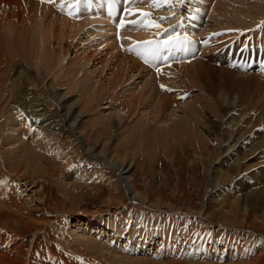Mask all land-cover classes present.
<instances>
[{"label": "bare ground", "instance_id": "bare-ground-1", "mask_svg": "<svg viewBox=\"0 0 264 264\" xmlns=\"http://www.w3.org/2000/svg\"><path fill=\"white\" fill-rule=\"evenodd\" d=\"M46 1L48 2L49 0H0V41L2 42L0 43V118L2 117L1 112L4 110L6 105L10 104V101L14 100L16 104L15 108L17 109L13 111L12 107L9 105V114L14 117L9 115L10 119L8 121L4 120L6 121L4 124L0 123V174H2L3 165L5 168V165L7 164L9 169L8 172L14 174V177H22L23 180H25L21 182L23 183L22 186H19V183L17 182V187H14V184V186L7 185L5 188L0 189V214L5 213V210L8 212L15 210L14 212L17 213V211L20 212L22 209H25L26 213H28L31 208V201L34 202L37 200L40 194V191L36 192L34 190L36 194L33 195V199L35 200L27 199L26 196L25 199L23 198L25 195H23V192L25 193L27 189L34 187V178L32 179L31 173H39V178L43 180H45V177L49 174L50 165L45 163V161L43 163L42 161L36 159V157L40 155L36 153L38 150L35 152V149H32L28 153L25 149L24 152L23 146L21 145V136L14 138L16 137L15 135H20V132L16 133L19 129H22L21 132L25 134L26 113L21 111V108L22 110H25V99H28V104L37 102L28 97V95L25 96V94H29L31 97L38 96L34 99H41V101L38 102L44 106L41 111L43 119L40 123L42 125L38 123L37 128L41 131V134L39 135V139L41 141L39 146H41L39 148L42 149L41 147H43V149H45L41 154H46L47 157L53 158L50 160H54V158L59 159L60 153L58 151L60 150V141L62 140L63 134H67L66 142L77 145V147L81 148V152L85 154V156L84 154L82 155L84 156V160L88 163V168L91 169L89 170L87 167H84L83 171L88 172L89 170L92 175L91 183H97L98 180L103 177H105L106 182L112 181L114 179V173H116L120 183L119 186L115 187L116 191L118 192L124 185V187H126L125 180H128V186L131 191L130 201H133V203L137 205L135 208L145 209V212H148L143 213L148 226L139 227L141 232L135 223H129L131 232L124 236L119 234V230H122V227H129L127 222H123V219H128L129 217H133L135 219L141 216V213L138 212L140 211L139 209H136L138 211H135L131 208L129 210H132L133 213L125 210L123 215L111 213V215L108 214L107 217L101 219H96L91 216L88 211H85L81 220H71L70 222L68 219L65 220L63 226L70 231V233L73 231L75 235L80 231V229L93 232V229L98 228L100 230L110 231L107 233L108 240L113 242L120 241L122 238L126 239L128 242H132V239H134L135 236H139L140 240L143 242L151 243L156 239V247L160 248L164 245L165 239L162 235L156 236L157 234H154V231L151 229V225H153V223L159 222L156 218L159 216V211L157 210L161 209L164 212L160 214V222L163 224L162 226L170 225L172 220L179 217L177 214L181 208H177L178 211H174L171 209L173 208L171 203L168 202L169 204L165 207L161 199L158 198L155 203H150L151 199L148 191L147 193L137 191L134 178L129 175L127 176L126 173H128L131 163H128L130 162L129 160H125L133 152H127L121 157V155L119 154V156L116 152L118 151L120 144L114 143V140L117 138H115L114 135L116 133L114 128L118 127L120 125L119 123L124 121L123 117L126 116V118L131 119L130 126H127V130L125 129L127 134L126 139L129 140L128 143L130 145L131 143L133 144V140L137 144L143 143L145 145V151L146 149L148 150L146 151V157L151 156L152 151L150 150H155V147L157 146L156 143L158 144L160 142L157 138H160L161 140L164 135V140H167V142H164V145H161V148H164L167 152L171 148H169V146H174L177 141L179 142L185 137L188 140L187 142H189L192 146L193 144H196V146L199 144L203 145V151L199 154V157L203 162V175L206 178L205 189L206 193H208L205 197V202L201 204L200 214H198L199 212L196 213L199 216L203 215V212L210 215V211L215 214L217 220L221 223L220 225H223L222 231L219 230V232H217L218 236H221L220 238H223L224 234H227L228 236V234L233 233V238L235 239L234 241L240 240L245 236V234L242 233L244 230H246V232L251 231L255 234L260 233L264 237V129H257L254 126L248 127L249 122H247L248 124L244 123V125L240 126V124L246 120V116H243L244 118L240 122H237V119L234 120L236 121V124L232 120L225 118L227 122L219 123L214 127L211 126L210 128L212 129L206 131L208 136L204 133L205 138H201L204 141L203 143L197 141L195 142L198 135H203L201 132L198 131L199 134H197V131H192L193 129L190 133H187L188 131L186 132V128H190L189 123H200L201 114L206 113L211 116L210 112L216 111V109L219 111V107H222V111L226 112L224 117L229 115L231 118L229 113L233 112L234 108H236L234 106L235 97L231 100L232 94L230 91H227L226 88L229 82L230 85L233 83V81H231L232 78L239 76H236L232 71L234 68L233 61L235 57H238L236 61L242 68L243 65L253 62L255 55V59H259L260 67L264 65V44L251 46L250 43L253 38L249 36V34H251L250 30L247 31L245 29L246 25L241 24L242 22H239V24L236 23V25L232 21L235 19V15H241V17L243 15V17L245 16V19L248 17V19L252 21L251 24L259 22L262 16H264V0H217L214 4L215 6L218 4L215 13L217 20L216 25L210 27V29L205 32V36L198 39V41L189 40V37L187 36L179 37V35L186 33L197 36V31L193 29L188 32L186 29L180 28L176 34L178 36L174 38L172 37L173 33L171 30L164 33H162L164 30L161 28H157L158 30L161 29L159 31H155L154 29L149 30L145 25H143V19L136 20L138 15L133 14L134 12L132 10L135 4L133 2L134 0H117L118 11L115 15H112L104 10L107 0H75L72 7L61 6V8H59V13L56 11V7L57 2L60 0H54L52 3H47ZM77 2L78 4L80 3V8L76 6ZM123 2L124 10L122 11L120 4ZM146 3H149V0L136 1L139 8H142V6ZM244 6L247 8V11H245ZM239 8H241L240 11H238ZM139 13H141V11H138V14ZM122 23L123 26H121ZM130 23L134 24L130 25ZM92 24L98 26L99 31H103L104 33V39L102 37L100 38V44L95 43L96 46L97 44H99V47L104 46V49L102 51L99 49H96L97 51L92 50L90 58L98 60V56L102 55L104 58L99 60V63L102 64L103 68L108 66V64L110 65V63L114 65L113 68H111L113 72L111 73L110 71L112 79L108 81V85L106 86H103L100 81H98V84H88L89 77L85 78L83 74L85 69L84 63H86V60H83L84 63H78V60L75 62V60L79 58L77 50H75V60L71 63L73 65L70 66V62H68V65H63L64 57L71 50V47L76 48L78 46L77 43L73 44V40L76 37H78L79 40L82 39V37L79 36V33L86 36H94L96 34L93 30L88 29V26ZM112 24L113 28L111 26ZM125 26L127 27L125 28ZM236 26L239 31L238 32L236 30L238 34H236L235 37L239 41L238 45L229 43L226 39H223V36L225 35L224 33L218 32L217 34L212 35L215 30L228 27L232 29ZM121 27L124 29H121ZM182 30L184 32H182ZM240 30L242 31L240 32ZM159 32L162 34L159 35ZM163 36H166L167 39L163 40ZM148 41H151V44L146 43ZM54 45L56 46L54 47ZM82 48L86 51L85 47ZM119 49H121V53L119 52ZM190 57H193L192 61ZM19 62L25 66L26 64L33 65L37 70H40L38 69V66L44 67L46 69L45 72H43L44 77L42 79L39 77H32L31 75L33 74L35 76V73L37 74V72H32V74L29 70L26 72V69H24L23 66L20 69H18V67L14 68L13 73L15 76H10L13 64ZM165 70H168V72H175L180 76H182L180 71L183 72L186 78L185 81L188 83V87H197L195 97L192 98V100H187L188 103L185 106L187 108L183 109V112L185 113L182 116L178 114L180 117L175 118L173 115L176 107H179L177 104L181 102H177L175 105V98H173V96H169L168 93L165 94L164 92H159L158 86H154L155 83L152 84L155 76H159ZM261 70L262 68H260L259 71ZM137 72L146 73L147 79L146 81L144 80L145 83L143 86L138 88L136 91H124V83L130 77L134 75L136 77ZM89 73L92 74L93 71H90ZM49 74H52L53 78L58 80L55 83L50 81L47 89L46 85H44V81ZM59 76L61 77L58 78ZM77 80H79V82H76ZM250 83L253 84L254 80L252 79ZM13 84H15L14 87ZM27 84L30 86L32 85L33 89L30 90L27 88ZM110 85L111 87H109ZM147 85H150L153 88V93L151 91L148 92L144 90ZM261 85H264V80H259L258 83H254L252 90L255 94L259 92ZM59 86H64V91L57 89ZM116 88L119 91L118 96L115 95V93H117L115 92L117 90ZM119 88H121V91ZM78 89L81 93L77 91ZM35 91L37 94H35ZM70 91L78 92V99L76 100L79 102L78 106L73 105L75 102L68 103L69 100H71L67 98ZM104 91L108 93L111 91V93H114L113 95L116 96L114 101H119L120 104H118L117 107L111 105V103L109 105H105L102 109L108 110L110 107L113 109L112 111L110 110L111 112L109 114L106 115V113L109 112L107 110L106 113L103 110V112L99 111L94 114L90 113L87 115L89 116V121H86V123L81 122L84 112L89 111L85 108V104L89 105L91 103L93 109H95L96 107L94 104L96 106L101 104L99 102L103 100ZM180 93L184 94V91ZM177 94L179 93H175V95ZM179 95L177 98L181 97V94ZM205 98H207L206 101ZM238 98L240 97L238 96ZM254 101L256 100L254 99ZM54 103H57L56 107H54ZM245 105L248 107L252 106L250 102ZM119 107L121 108L119 109ZM212 108L213 110H211ZM261 108L264 110V103L260 104L259 109ZM93 109L90 111L93 112ZM117 109L123 113L119 112ZM252 109L254 110L255 107H252L251 110ZM51 113H54V118H58L60 123L57 121V125L51 123V119H49ZM255 113L256 117L261 114H257V111ZM252 116L250 114L246 121H248L249 118L251 120ZM217 118L220 119L223 117L218 116ZM202 119L203 118H201V121ZM27 120L28 124L26 125H32V121L34 119L27 116ZM259 120L260 119H258V121ZM16 121L21 125L20 128ZM88 124L91 125V127H87ZM108 125L113 126H111L113 129L109 127L111 130L109 133L110 135H106ZM3 129L6 130V144H12L9 145L10 149L3 150L2 148V144L4 142L2 141L1 133ZM56 131L58 138L54 141L53 135ZM193 135L194 138L192 139ZM118 142L120 143L121 141ZM15 144L17 145L13 146ZM56 145H59V147ZM83 145H85V148H83ZM209 150L212 152L210 155L207 153ZM31 151L36 154H32ZM95 151H97L96 153L99 155L101 152L104 154L105 152L109 153L108 156L105 155L108 157L106 164L104 163L105 165L96 164L95 160L97 158L94 153ZM142 152L143 151L141 150V153ZM158 152H160V150ZM25 153L30 156H27ZM153 154L154 153H152V156L155 155ZM168 156L170 157V155ZM172 156L174 155L172 154ZM25 161L29 162L28 167H25ZM33 163L34 165L31 166ZM101 167L103 170L100 169ZM109 170L114 173H110ZM20 172L23 173L19 176ZM58 172V169H54V172L51 174V178L53 179L52 182L54 184H58L60 188V193L62 194V208L64 209L63 213L69 215V212L71 213L73 210H76L77 206L84 200V197L87 195L90 196V193H100V190L98 189L101 188L102 185L100 182H98L96 186L94 185V187L88 189L87 185L91 187L90 184H86L84 182V185L86 186H83L82 184L76 183V181L66 182V177H63V173L61 176L64 179L56 176ZM7 174L4 173V176L2 177L4 182L1 183L0 181V185H6L7 183L12 184V176ZM28 185L29 187H26ZM227 185H231V187L228 188ZM113 190L110 189L111 193L109 192L107 196L105 195L106 203H124V196L115 195ZM123 190L125 189L123 188ZM214 192V197L222 196L223 198L228 195L229 199L224 200V198L221 202L216 201L217 198L209 197V195ZM21 198L24 199L21 200L22 202L20 201ZM13 203L16 205V208L12 209L11 207H14L12 206ZM223 205L227 209H222ZM46 206V199L42 198L40 200V204L35 208L39 207L43 213L42 210L44 207L46 208ZM155 208L157 210H154ZM188 208L190 209V207ZM54 210L56 211L57 209ZM167 211H172L173 215L169 216V214H165ZM215 216H213V218ZM208 218L209 216L204 218L202 217V219L205 220V224L209 221L210 218ZM27 219H29L28 223H31V225L34 224V221L36 222V220L31 218ZM40 221L43 225L47 223L45 218H42ZM75 222H77L80 226L75 225ZM242 224L245 225V229ZM71 226L74 227L75 230L70 229L69 227ZM171 226H173V224ZM83 227L85 228L83 229ZM145 229H147V232H144ZM159 229L161 230L164 228L160 226ZM170 234L175 241H182L181 235L176 234L174 231ZM229 236L231 237L232 235ZM3 239L8 240V238ZM18 239H11V243L8 241L3 242V252L9 253V251H11L10 246L14 243L17 245ZM79 239L78 241H80L82 247L86 246L88 250H95L97 253L100 251L101 246L98 244V241L95 242L94 240H90L92 239L91 237L90 239H85V241L81 237ZM160 240L161 242L159 243ZM232 240L231 243L233 242ZM227 241L228 239H224V242ZM251 242L254 243V241ZM261 243V245H264V240ZM250 246H252V244ZM258 248L264 249L261 246H258ZM3 252L0 251V254ZM88 252L89 251H87V253ZM97 256L99 255L97 254ZM262 256L263 258L256 256V264H264V254H262ZM0 257L6 259L5 255L1 254ZM118 258L120 259V257ZM8 261L11 262V260ZM89 261L92 263L96 262H93L92 259H89ZM247 262L249 261L247 260ZM16 263H20V260H16ZM166 264L179 263L171 261Z\"/></svg>", "mask_w": 264, "mask_h": 264}, {"label": "rangeland", "instance_id": "rangeland-1", "mask_svg": "<svg viewBox=\"0 0 264 264\" xmlns=\"http://www.w3.org/2000/svg\"><path fill=\"white\" fill-rule=\"evenodd\" d=\"M74 1L75 0H71V2H70V0H60L59 2H57L56 11L59 13L60 12L59 8H61V6L72 7L74 5ZM136 1L137 0L133 1L135 4H134V7L132 9L133 12L138 15L136 20L143 19V23H144L143 25H148L146 27L149 30L154 29L155 31H159V30L163 29L164 31H162V33L171 30L172 33L177 34V32H178V30H180V28L186 29L188 32L191 29H193V30L197 31V36H199L198 39H201V37L205 36L204 35L205 32L208 31L210 29V27L215 26L216 22H217L215 13H216V9H217L218 4H216V6L214 5L217 2V0H209V1L193 0L195 4L193 3L191 5H190V1H187V0H173V1H171V0H159V3H161V4L171 3V7H170L169 12L165 13L164 11H160V8L157 10V13H160V14L165 13L164 16H166V17H164V19L157 16V14H154L153 10L149 11V7L151 6L153 0H149V3H146L144 6H142V8H139L137 6ZM227 1H231V0H227ZM78 2H77L76 6L78 8H80V3L78 4ZM181 4L183 5V8L185 9L184 12L175 11L174 9H172L173 6H175V5L180 6ZM168 6L163 7L162 10H165V8L166 7L168 8ZM190 7H193V8H191V11H190V9H188ZM200 7L202 10L201 15H200V9H199ZM134 8L135 9L137 8V9L134 10ZM244 8H245V11H247V8L245 6H244ZM240 10H241V8H239L238 11H240ZM138 11H141V13L138 14ZM143 13H148L149 15L147 17H145L143 15ZM175 14H177V15H175ZM150 16H154L155 18L158 17L159 20H162L160 22L161 24H154L150 21H147L146 18H149ZM167 16H169V17H167ZM234 17L236 19V20L235 19L232 20L234 24H236V23L239 24V22H242L241 24L246 25L245 29L247 31L250 30L251 34H249V36H251L253 38V41L251 42V44H255V45H258L256 43H263L264 44V16H262V18L259 20V22H256V23L254 22L253 24H251L252 21H250L248 19V17H246V19H245V16L243 17V15H242V17H241V15H237V16L235 15ZM179 22H180V24H182V22H183V24H185V26L175 25L176 23H179ZM132 24H134V23H130V25H132ZM111 26L113 28V24ZM236 27L232 28V29L230 27H228L229 29L228 28H221L219 30L213 31L212 35L217 34L218 32L224 33L225 35L223 36V39H226V41H228L229 39H232L231 41H234L236 44H239L238 39L235 38L236 34H238V32H239L238 27L237 28ZM157 28H161V29L158 30ZM88 29L93 30L94 32H96V34L94 36H86L82 33H79V36L82 37V39L79 40V38L76 37L73 40V44L77 43L78 46L76 48L71 47V50L64 57V61H63L64 64L63 65H65V64L68 65V62H70V66L73 65L71 63L75 60V57H74L75 56V50H77V53H79L78 54L79 58L76 59L75 62H77V60H78V63H80V62L84 63L83 60H86V63H84L85 69H84L83 74H84L85 78L89 77L88 84L94 85L95 83L98 84V81H100L103 84V86H106V85H108V81L112 79L111 78L112 76H110V75L113 72L111 68H113L114 65H112V63H110V65L108 64V66L103 68L102 64L99 63V60H102L104 58L102 55L98 56L99 57L98 60H94V59L90 58V56L92 55L91 54L92 50L97 51L96 49H99L102 51L104 49V46H100V47L98 46L100 44V38L102 37L104 39V33H103V31H99V27L95 26L93 24L89 25ZM236 30L238 32H236ZM233 31H234V33H233ZM241 31L242 30H240V32ZM189 35H191V34L186 33L183 35H179V37L180 36L189 37ZM176 36H178V35H176ZM176 36H172V37L174 38ZM255 38H257L259 40H256ZM166 39H167V37L163 36V40H166ZM198 39H197V41H198ZM0 43H2V42L0 41ZM95 43H99V44H97V46H96ZM55 46L56 45H54V47ZM82 47H85L86 51H84ZM119 52L121 53V49H119ZM190 58L192 61L193 57H190ZM237 58L238 57L234 58V61H233L234 68L232 69V71L235 73L236 76H238V75L239 76L236 78H232L231 81H233V83L230 85L229 84L230 82H229L227 84V88H226L227 91H230L232 94L231 100H233L235 97L234 106L236 108H234L233 112L229 113L232 119L229 117V115L227 117H224L226 112L222 111V109H223L222 107H219V111L216 109V111L210 112L211 116H209L206 113L201 114L200 123L199 122L191 123V124L189 123L190 128L193 125L196 127L193 126L194 128L192 127L191 129L187 127L189 130L186 128V132L188 131L187 133H190V131L193 129L192 131H197V134H199V132H201L203 134V135L200 134L201 136L198 135V138L195 140V142L197 141V142L203 143L204 141L201 138H205L204 133L206 134L207 130H211L212 129V128H210L211 126L214 127V126H217L219 123L227 122L226 119L232 120L236 124V121L240 122L243 120V118H244L243 116H246V120H247V118L249 117L250 114H251V116L253 115L251 117V120L249 118L250 121L249 120L243 121L240 124V126L244 125V123L249 122L248 127L254 126L257 129L258 128L261 130L264 129V110H262L263 107L261 109H259L260 104L264 103V85H261L259 92L256 94L252 90V86L254 85V83H258L259 80L260 81L264 80L263 79L264 78V67L262 68L261 71H259V73L255 72L257 69L256 67L255 68L253 67V69L251 70V66L254 64V61H253L251 63H247V64L243 65V68H242L238 65V63L236 61ZM11 64H12V62H11ZM206 64H207V62H206ZM208 64H211V63H208ZM22 66L24 69H26L25 70L26 72L28 70H29V72L31 71L30 72L31 74H32V72L33 73H35V71L37 72V74L35 73V76L32 74L31 75L32 77H39L41 79L44 77L43 72H45V70H46L44 67L38 66V69H40V70H37L33 65L26 64V66H25L24 64H21V62L13 64V66H12L13 68L11 70L10 76H15L13 73L14 68L18 67V69H20ZM90 71H93V73L90 74L89 73ZM110 71H111V73H110ZM87 73H88V75H87ZM180 73L182 74V76L178 75L175 72L173 73V72H168V70H165L159 76L158 75L155 76L153 82L151 81L152 84L155 83L154 86L155 85H156V87L158 86L159 92H162V93L164 92L165 94L168 93L169 96H173V98H175V100H174L175 105L177 104V102H181V103L177 104L179 107H176V109H175V112L173 115V117H175V118L180 117V115L182 116L185 113V112H183L184 111L183 109L187 108V107H185L186 104L188 103L187 100H192V98L195 97V93L197 92V87H194V88H190V86L188 87V83L185 81L186 78H185L184 73L181 71H180ZM241 75H242V77H241ZM60 77L61 76H59L58 78H60ZM146 77L147 76H146L145 72H140V73L137 72L136 77L134 75V76L130 77L124 83V86H123L124 91H129V92L136 91L138 88L143 86V84L145 83V81L147 79ZM252 79L254 80L253 84L250 83L252 81ZM57 80L58 79L53 78L52 74H49L48 77L44 81V85H46V88L48 89L49 82L51 81L52 83H55ZM76 82H79V80H77ZM14 86H15V84H13V87ZM63 87L59 86V87H57V89L62 91L64 89ZM66 87H67V85H66ZM109 87H111V85ZM27 88L32 90L33 86L32 85L30 86L27 84ZM246 88H247V91H246ZM119 89L121 91V88H119ZM152 89L153 88L150 85H147V87L144 90L148 91V92L151 91L153 93L154 90H152ZM25 90H26V88H25ZM77 91H79V89ZM77 91H74V92L70 91L69 92L70 94L69 93H68L69 95L67 94L68 95L67 98L71 99V100H69L68 103L75 102L73 104L74 106L79 105V102L76 101L78 99V95H77L78 92ZM182 91H184V94L180 93ZM115 92H117V93H115V95L118 96V92H119L118 89ZM79 93H81V91H79ZM109 93L111 96L109 95ZM109 93L104 91L103 100H101L102 102L101 101L99 102V103H101L99 106H96L94 104V106L96 107L95 109H93L91 103L89 105L85 104V108L88 109L89 111L84 112V114H83L84 116H83L81 122H85V123H86V121L88 122L89 116H87V115H89L90 113L94 114V113H98L99 111L103 110V111H105V113L107 111H109L106 113V115L109 114L113 109H111V107L108 108V110L102 109L105 107V105H109L111 103V105L117 107V105L120 104L119 101H114V99H116L115 98L116 96L113 95L114 93H111V91H109ZM175 93L181 94V97L177 98V96L179 94L175 95ZM35 94H37L36 91H35ZM27 95H28V97H30L31 99H33L34 101H37V102L28 104V99L27 98L25 99V110H22V108H21V111L26 113V115H25V134H23L21 132L22 129H19L16 131V133L20 132V135H15L16 137H14V138H18L19 136H21L20 138H21L22 142L21 141L20 142H21V145L23 146L24 152H25V149L28 153L32 149H35L34 150L35 152L38 150L39 153L38 152H36V153L38 155L39 154L40 155L37 156L36 159L42 161L43 163L45 161V163L50 165V169H49V174L45 177V180L39 178V173H34V172L31 173L32 179L34 178L33 179L34 180V183H33L34 187L27 189V191H25V193L23 192V195L25 194L23 198L25 199L27 197V199H33V195L36 194V192H38V191H40V194H39L37 200L33 199L35 201L34 202L31 201V203H30L31 208H30L28 213H26L25 209H22L20 212L17 211V213L14 212L15 210H11L10 212L5 210L6 214L5 213L0 214V251L3 252V250H4V247H2L3 242H5V241L10 242L11 239H18L19 238L17 240V245H16V243H14L10 246L11 251H9V253L8 252L7 253H5V252L1 253L2 255L6 256V259L0 257V264H7V263L15 264L16 260H20V263H16V264H132V263L133 264H139V263L140 264H166L167 262H171V261L179 263V264L180 263H184V264H205V263L206 264H214V263L215 264H232V263H234V264H240V263L241 264H247V263L248 264H251V263L256 264L255 263V260L257 258L256 256H258V257L260 256L261 258H263L262 254H264L263 253L264 249L258 248V246L259 247L261 246L262 248H264V245H261L262 244L261 242H263L264 237L260 233L255 234L251 231L246 232V230H244L245 225L242 224L243 228H244L243 229L244 232H242V231H240V232L245 234L243 239L234 241L235 239L233 238V233L228 234V236H227V234L226 235L224 234L223 238H220L221 236H218L217 232H219V230L222 231L223 225H220L221 223L217 220V217L215 216V214L212 211H210V215L212 214L211 217H210V215H207V213L205 214L204 212H203L204 216L198 215L201 212V204L205 202V197L207 196V193H208V192L206 193V189H205L206 188V186H205L206 185L205 184L206 178L203 175L204 166H203L202 160L199 157V154L202 153V151H203V145L199 144L200 146L199 145L196 146V144L195 145L193 144V146H192L191 144H189V142H187L188 140L185 137L181 140L182 142L185 141L184 143H182L181 141H179V142L177 141L174 144V146H172V145L169 146V148L170 147L171 148L167 152L164 148H161V145H164V142H167V140H164L165 139L164 138L165 135H164V136H162L161 140H160V138H157V140L160 142L158 144L156 143V145L157 146L159 145V146L158 147L156 146L155 150H153V149L150 150V151H152L151 156L146 157V155H147L146 151H148V150L146 149V151H145V147H144L145 145L143 143L137 144L133 140V144L131 143V145H130L128 143L129 140L126 139L127 138L126 130L128 129L127 126H130V123H131V119L126 118V116L123 117L124 121H121L119 123L120 124L119 126L117 124V126L119 128L118 127L114 128L116 130V133H117V136H116V133L114 134L115 138L117 137L116 138L117 140L115 139L114 143L120 144L118 147V151H116V152L118 153V155L120 154L121 157L124 156V154H126L127 152H131V153L133 152L132 154H130L131 156L129 155L125 160V161L129 160L130 162H128V163H131V166L129 167L128 173H126L127 176L129 175L130 177L134 178V183H135V186L137 187V191L144 192V193H147V191H148V193L150 195V199H151L150 203H155L156 200L161 199V201H162L163 205H165V207H167V205L169 203H171V205L173 207L171 209H173L174 211H178L177 208H179V209L181 208L179 210V213L177 214V215H179V217L175 216L177 218L174 219L175 221L172 220V223L170 225L162 226L163 224L160 222V220H161L160 214H162L164 212L161 209H159V210H157L156 208L154 209V210L159 211V216L156 217L159 220V222L153 223V225H151V229H152V231H154V234H157L156 236L162 235L165 239L164 245L161 244L163 246H161L160 248L156 247L157 246L156 239L154 241H152L151 243L150 242H143L142 240H140L139 236H135V238L132 239V242H128L124 238H122L120 241L113 242V241L108 240V236H107L108 234L107 233H109L110 231L100 230L98 228L93 229V232H89L87 230L80 229V231L78 233L76 232L77 234H75V235H74V232L71 231V233L73 232L71 235L70 231H68L63 226V223L65 222L66 219H68L69 222L71 220L72 221H76L77 219L81 220V218L84 216L85 211H88L89 214L91 216L95 217L96 219H101V218L107 217L108 214L111 215V213L116 214V215H123L125 213V210L132 212V210H129V209L132 208L135 211H138L136 209H139L140 211H138V212L141 213L140 217L135 218V219L133 217H131L132 219L130 217H129L130 219L129 218L123 219V222H127L129 227H126V228L122 227L121 228L122 230H119V234H122L121 236L128 235L131 232V228H130L129 223H135L136 226L138 227L139 231H140L139 227L148 226L147 220L144 218L145 216L143 214V213H148V212H145V209H140L137 207L135 208V206H137V205H135V203H133V201H130L131 191H130V187L128 186L129 185L128 180H125L126 187H124L125 186L124 185L122 187V189L120 188L118 192L116 191L115 187L119 186L120 183L118 181V177H117L116 173L109 170L110 173L113 172L115 174L114 179L113 180L111 179L112 181H108V182H106L105 177L99 179L98 182H100L102 184L101 188H98L100 190L99 194L90 193L91 194V195L89 194L90 196L87 195L84 197V200L82 201V203H80L77 206L76 210L72 209L73 212H71V213L69 212V215L66 213H63L64 209L62 208L63 204H62V197H61L62 194L60 193V188H59L58 184H54L52 182L53 179L51 178V176H52L51 174L54 172V169L55 170L58 169V171H59L56 175L57 177L61 178L62 177L61 175L63 173V177L64 178L66 177L65 178L66 182L76 181V183L82 184L83 186H86V185H84L85 183L90 184L91 187H89L87 185L88 189L94 187V185L96 186L98 184V182L97 183H91V178H92L91 176L92 175L89 172V170L91 168L90 169L88 168V163L84 160L85 154L83 152H81L82 151L81 148L77 147V145H73V144L66 142L67 134H63L62 140L60 141V144H61L60 147H59V145H56L60 148V150L58 152L60 153L59 156L61 157V160H60L59 156H58L59 159L54 158V160H50L53 158L47 157L46 154H41L42 152H44L45 149H43V147H41L43 149V151H42V149L39 148L41 146V145L39 146V144H41V141L39 139V135L41 134V131L37 128H38V123L40 125H42L40 123V121H42V119H43V117L41 115V111L44 108V106H42V104L39 103L41 101V99H39V98L34 99L38 96L31 97V96H29V94H25V96H27ZM238 96L240 98H238ZM206 99L207 98H205V101H206ZM254 99L256 101H254ZM62 100H65V99H62ZM231 100H229V101H231ZM249 102L252 104V106L248 107L245 104L249 103ZM56 104L57 103H54V107H56ZM9 105L12 107L13 111L17 110L15 108L16 104H15L14 100L10 101V104L6 105L4 110L1 112V116L3 118L2 117L0 118V123L4 124L6 121H8L10 119V116L14 117L13 115L9 114ZM252 107L253 108L255 107V109L251 110ZM120 108L121 107H119V109ZM245 108H246V110H245ZM91 109H93V112L90 111ZM256 109H258V110H256ZM211 110H213V108ZM118 111L121 112L120 110H118ZM247 111H249V112L246 113ZM256 111H257V114L261 113L257 117H256V113H255ZM105 113H103V114H105ZM121 113H123V112H121ZM176 114L177 115L180 114V115L177 116ZM27 116L32 117L34 119L32 121V125H26V124H28ZM218 116L223 117V118L219 119V118H217ZM54 117H55L54 113H51V115L49 116V119H51V123L57 125L56 121L59 123H60V121L58 120V118L55 119ZM201 118H203L202 121H201ZM216 118H217V120H216ZM253 119H255V120H253ZM258 119H260V120L258 121ZM4 120H6V121H4ZM234 120H236V121H234ZM203 121H205L206 123ZM16 123L19 124L17 121H16ZM122 123H124V124H122ZM89 124L87 125V127H91V125H89ZM111 126L112 125H110V126L108 125V128L106 129V135L111 132V130L109 129V127H111ZM115 126H116V124H115ZM20 127H21V125L19 124V128ZM112 127H111V129H113ZM16 128H18V127H16ZM21 133H22V135H21ZM118 133H119V135H118ZM5 135H6V130L3 129L2 133H1L2 141L4 142L2 144L4 146V147L2 146L3 150L4 149H10L9 145H12V144H9V145L6 144ZM55 135H56V137H55ZM121 136H123V137H121ZM202 136H204V137H202ZM187 137H188V135H187ZM30 138H31V140H30ZM53 138H54V141L58 138L57 131L53 135ZM120 138H121V140H120ZM193 138H194V135L192 136V139ZM184 139H186V140H184ZM118 141H121V142L119 143ZM11 142H12V140H11ZM122 142H123V144H122ZM27 143H28V145H27ZM16 145L17 144H15L13 146H16ZM132 145H134V146H132ZM138 145H139V147H138ZM36 148H38V149H36ZM83 148H85V145H83ZM16 149L19 150L18 148H16ZM141 150L143 151L142 153H141ZM159 150H160V152H158ZM211 150H209L207 152L209 155L212 153ZM108 151H110V150H108ZM31 152H32V154H36L33 151H31ZM96 152L97 151L94 152L96 155V158H97L95 160L96 164L105 165L106 161L108 160L107 156L109 155V153L105 152V154H104L103 152H101V154L99 155ZM163 152H165V153H163ZM106 153H108V154H106ZM152 153H154L156 156L154 154H153L154 156H152ZM3 154H4V152H3ZM25 154L27 156H30L27 153H25ZM82 154H84V156ZM172 154L174 156H172ZM105 155H107V156H105ZM112 155H114V154H112ZM168 155H170V157ZM95 161H93V162H95ZM33 165H34V163L31 164V166H33ZM28 166H29V162L25 161V167H28ZM44 167H45V164H44ZM84 167H87L89 169L88 172L83 171ZM2 168H3L2 174H0L1 183L4 182V179L2 178L4 176V173H6V174L9 173L10 175L9 174H7V175L12 176L11 178H12V181L14 183L13 182H12V184L7 183L6 185L2 184V185H0V189L5 188L7 185L14 186V184H15L14 187H17L18 183H19V186L20 185L22 186L23 183H21V182L25 181V180H23L22 177H20V178L14 177L13 176L14 174H11L10 172H8L9 169H8L7 164L5 165V168H4V165ZM100 169L103 170L102 167ZM22 173L23 172H20L19 176ZM72 174H73V176H72ZM126 174H125V176H126ZM26 187H29V185ZM227 187L230 188L231 185H229V186L227 185ZM36 188H37V190H36ZM113 188H114V190H113ZM123 188L126 191L123 190ZM110 189L113 190V193L115 195H123L124 196L123 197L124 203H122V204H116L114 202L106 203L105 199H106V196L109 194V192L111 193ZM123 192H124V194H123ZM214 194H215V192L213 194L209 195V197L217 198L216 201L221 202V200H223L224 198H225L224 200L229 199L228 195H226L222 198V196H215L214 197L213 196ZM30 196H32V197H30ZM23 198H21L20 201L24 200ZM42 198L46 199V204H47L46 208L44 207L42 210L43 213L39 209V207H42V206L35 208L36 206H38L40 204V200ZM29 202H30V200H29ZM12 206H14V207H11L12 209L16 208V205H14V203L12 204ZM187 206L190 207V209ZM221 206H222V204H221ZM54 209H57V210L55 211ZM222 209L225 210L227 208L224 207V205H223ZM196 212L197 213L199 212V213L197 214ZM42 214L43 215L45 214L44 217ZM165 214H169V216L173 215L172 211H167V213H165ZM180 214H182V215H180ZM208 216L211 220L208 218L209 221L205 224L204 223L205 220L202 219V217L204 218V217H208ZM213 216H215V217L213 218ZM163 217H166V216H163ZM180 217H181V219H180ZM27 218H31L33 220H36V222L34 221V224L31 225V223H28L29 219H27ZM42 218H45V220H47V223L45 225H43V223H40L41 222L40 220H42ZM37 223H40V224H37ZM76 223L77 222H75L74 224L78 226L79 224L78 223L76 224ZM172 224H173V226H171ZM160 226L164 229L160 230L159 229ZM69 228L72 230H75L74 227H72V226ZM84 228L85 227H83V229ZM173 231L176 234L181 235L182 241H175L172 238V235L170 233ZM144 232H147V229H145ZM138 234H141V233H138ZM5 235H6V237H5ZM229 235H232V236L230 237ZM80 237L82 239H84V241H85V239H90V237L92 238L90 240H94L95 242L98 241V244L101 246L100 251L97 253V252H95V250H88L86 246L82 247V244L80 243V241H78V239ZM3 238H8V240H4ZM257 238L259 239V241ZM224 239H228V241L224 242ZM244 239H247V240H244ZM231 240L233 241L232 243H231ZM251 241H254V243ZM160 242H161V240L159 241V243ZM251 244H252V246H250ZM87 251H89V252L87 253ZM248 252H250V253H248ZM96 253L99 256H97ZM94 254H95V256H94ZM118 257H120V259ZM89 259H92L93 262L94 261H96V262L92 263L89 261ZM242 259H244V260H242ZM8 260H11L12 263L9 262ZM247 260L249 262H247ZM144 261H146L147 263Z\"/></svg>", "mask_w": 264, "mask_h": 264}, {"label": "snow or ice", "instance_id": "snow-or-ice-1", "mask_svg": "<svg viewBox=\"0 0 264 264\" xmlns=\"http://www.w3.org/2000/svg\"><path fill=\"white\" fill-rule=\"evenodd\" d=\"M143 15H144L145 17H147L149 14H148V13H143ZM121 26H123V23L121 24ZM145 26H148V25H145ZM146 43L151 44V41H148V42H146ZM162 87H163V86H162Z\"/></svg>", "mask_w": 264, "mask_h": 264}]
</instances>
